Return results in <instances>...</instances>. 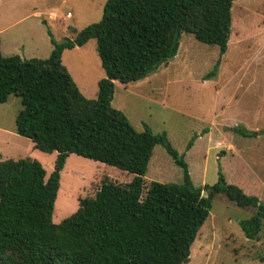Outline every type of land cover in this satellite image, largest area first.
<instances>
[{
	"label": "trees",
	"instance_id": "trees-1",
	"mask_svg": "<svg viewBox=\"0 0 264 264\" xmlns=\"http://www.w3.org/2000/svg\"><path fill=\"white\" fill-rule=\"evenodd\" d=\"M233 0H106L101 19L57 42L46 59L0 53V104L19 98L16 134L56 158L46 178L30 158L0 161V264H186L196 235L209 215L214 195L223 194L255 214L239 221L245 237L255 239L264 205L236 185L218 181L195 188L183 158L166 134L144 126L136 131L112 107L114 83L145 79L173 58L183 33L227 50ZM96 42L105 77L95 99H86L61 57L65 50ZM219 59L215 67L218 65ZM161 145L183 172L181 184L151 182L144 175L153 149ZM191 142L188 144L190 147ZM70 154L133 175L120 185L103 180L93 197L60 223L52 214L60 173Z\"/></svg>",
	"mask_w": 264,
	"mask_h": 264
},
{
	"label": "rangeland",
	"instance_id": "rangeland-1",
	"mask_svg": "<svg viewBox=\"0 0 264 264\" xmlns=\"http://www.w3.org/2000/svg\"><path fill=\"white\" fill-rule=\"evenodd\" d=\"M105 2L0 0V20L13 23L24 18L1 34L0 53L3 57L14 53L15 49L7 48L15 41L29 59H46L52 48L48 30L57 42L72 40L76 32L101 19ZM230 13V37L223 56L216 46L183 33L176 55L155 72L126 85L115 82L111 105L136 131L146 126L154 134H166L186 163L192 185L202 189L203 196L206 186L214 185L221 174L226 183L264 205V0H233ZM61 61L82 95L95 99L98 82L105 77L95 40L65 50ZM20 109L14 95L0 104V161L37 160L47 178L57 154L40 152L16 134ZM132 178L128 172L70 154L60 173L53 223L73 214L79 199L93 197L103 180L123 185ZM151 182H183L181 168L161 145L154 147L148 162L145 190ZM255 212L238 207L223 194L214 195L186 264H264V219L253 240L239 226Z\"/></svg>",
	"mask_w": 264,
	"mask_h": 264
},
{
	"label": "crops",
	"instance_id": "crops-1",
	"mask_svg": "<svg viewBox=\"0 0 264 264\" xmlns=\"http://www.w3.org/2000/svg\"><path fill=\"white\" fill-rule=\"evenodd\" d=\"M33 15H38L37 12L33 13ZM24 18H21V19H16L15 22L13 23H4V20H0L1 21V24H0V51L2 50V38H1V34L3 32H5L7 29H10L12 26H15L17 23H20V21H22ZM19 46L18 44H16V42H12V43H9V47L7 49H9V51L14 50V53L11 51L10 53H8L9 55H7L6 57H9V56H13V55H18L19 57L23 58V59H27L28 57H26L25 55H23L24 53L23 52H20L19 51ZM52 48L50 49V52H51ZM50 54V53H49ZM29 59V58H28ZM74 81V80H73ZM77 86V84H76ZM80 89V88H79ZM82 94V93H81Z\"/></svg>",
	"mask_w": 264,
	"mask_h": 264
},
{
	"label": "built area",
	"instance_id": "built-area-1",
	"mask_svg": "<svg viewBox=\"0 0 264 264\" xmlns=\"http://www.w3.org/2000/svg\"><path fill=\"white\" fill-rule=\"evenodd\" d=\"M70 14L68 13L67 16H69Z\"/></svg>",
	"mask_w": 264,
	"mask_h": 264
}]
</instances>
